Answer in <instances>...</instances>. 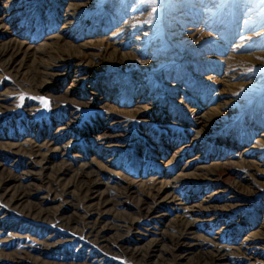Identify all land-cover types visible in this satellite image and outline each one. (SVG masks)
<instances>
[{
    "label": "rangeland",
    "instance_id": "1",
    "mask_svg": "<svg viewBox=\"0 0 264 264\" xmlns=\"http://www.w3.org/2000/svg\"><path fill=\"white\" fill-rule=\"evenodd\" d=\"M0 264H264V0H0Z\"/></svg>",
    "mask_w": 264,
    "mask_h": 264
},
{
    "label": "bare ground",
    "instance_id": "2",
    "mask_svg": "<svg viewBox=\"0 0 264 264\" xmlns=\"http://www.w3.org/2000/svg\"><path fill=\"white\" fill-rule=\"evenodd\" d=\"M85 183V182H84ZM205 255H206V253H205ZM202 259H204L205 260V258L202 256ZM211 259H212V262H213V260H214V256L212 255V257H211ZM208 261H210V260H208ZM207 261V262H208ZM205 262V261H204Z\"/></svg>",
    "mask_w": 264,
    "mask_h": 264
},
{
    "label": "snow or ice",
    "instance_id": "3",
    "mask_svg": "<svg viewBox=\"0 0 264 264\" xmlns=\"http://www.w3.org/2000/svg\"><path fill=\"white\" fill-rule=\"evenodd\" d=\"M20 99L22 100V99H23V97H21ZM45 106H47V104H46Z\"/></svg>",
    "mask_w": 264,
    "mask_h": 264
}]
</instances>
